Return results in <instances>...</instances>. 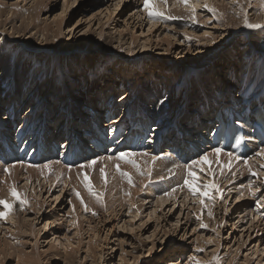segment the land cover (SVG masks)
Instances as JSON below:
<instances>
[{
    "label": "rangeland",
    "instance_id": "rangeland-1",
    "mask_svg": "<svg viewBox=\"0 0 264 264\" xmlns=\"http://www.w3.org/2000/svg\"><path fill=\"white\" fill-rule=\"evenodd\" d=\"M25 1L28 0H0L2 5L5 3L8 6L11 4H16L17 9L19 10L18 13L22 15V19L14 18L12 16L13 14L10 13V7L6 8L7 19H13V21L6 28H2L0 25V36L13 42H6L5 44L2 42V44H0V69L4 64H6L4 60L5 56L2 54V51H6L8 53L14 49H18L19 47L17 43L18 41L15 43L14 40L17 38V36H12L13 30H20L21 27L24 26L22 25L23 21L25 23H30L32 26L33 22L31 16L28 15V9L32 6V4L36 5V3L40 0H32L31 2ZM67 1L68 0H49L46 3L41 4L39 6V12L34 19L35 29L50 26L54 31L58 32V34L62 36V47L64 48L65 46L67 47L69 45L68 42L77 43L78 39L82 37H91L95 40H99L101 38L99 42L103 41L102 39H104L105 43L107 42V44H109V47L123 45L124 48H128L125 43L133 41L135 45L134 47L137 48L133 51L134 56L135 53H137L136 56L140 55L148 60H154V62H156L158 65H160V59L165 61L168 57H171V59H168H170V62L173 63L172 68L174 70L162 65L164 72L176 74L175 78L170 76L167 77L165 81V86L168 85L165 89L167 91L165 96L169 98V102L167 103L172 101V97H168L171 83L176 81L175 85L180 86L183 80L182 78L187 76V74H185V72L182 70L185 68V66H188L186 61L189 62L188 60L196 57L197 52H203V48L201 49V47L208 44L207 38H221L222 41L224 40V34L222 33L225 31V28L223 26H219V19L217 16H211L210 18V15L208 14L209 11L207 12L205 9V5H207L209 8L212 7V4L209 5V0H190L188 6H185L184 4L182 6V2L181 4L179 3L180 0H166V3L164 2L165 0H157L156 4L158 5H155V7L159 11L163 9L161 12H164V14L170 12L165 16L173 17L174 14L177 13L178 15H175V17L178 18L180 16L178 18L180 23H174V19H168V24H163V21L167 19H159L158 17V19H156L159 20L158 24L152 27L153 30L151 29V31L150 25H148V23L154 24L155 22L150 21L147 18V13L145 11V13L143 12V0H133V3H130L131 0L128 2L126 1L125 3V0H80V2L70 0L69 3H67ZM22 2L29 4L26 5ZM121 2L124 3V5H121ZM163 3L166 5H163ZM218 3L220 4V1ZM257 3L258 0H254L255 8H258ZM116 4H120V7H115ZM107 7H110V11L112 12L110 13L109 11V13L112 14L110 19L107 14V9H105ZM174 10H176L175 13L173 12ZM193 10L196 15L194 20L192 18ZM178 11L182 16L184 12H187L191 18H189L190 16L186 18V15L184 19H180L181 15ZM196 11L199 12L197 13ZM137 13H141V16L136 15ZM255 13H253V15H255ZM197 18L201 23L197 21ZM207 18H209L210 21ZM7 19L6 17L4 19H0V22H4ZM61 19L64 23H61V26L58 27L55 22L60 21ZM98 19L103 20L101 24L99 23ZM208 23L209 25H207ZM3 29H5V31ZM35 29H31L33 34L36 32H33ZM205 33H207V35ZM30 36L32 35H29L27 38H30ZM188 36H192L191 38L193 39H189ZM164 38L169 40L171 39V42H175V48H173V50H171L169 45H163L161 40ZM20 39L22 41L23 37ZM188 40V44L190 45L189 47H191V53L187 52L185 48V46H187L185 44ZM198 40L201 42L200 46L199 43H197ZM233 40L234 39H231L229 42L221 46L217 53H215L210 59L204 60L198 65L197 68H205L207 71H211V68L215 66L222 67V62L225 61H227L225 65L227 66L228 60H232V57L240 58L239 54H241V56L243 54V57H249L250 50H243L246 48L245 45H247V42L245 44L240 42L241 44L239 43V47L237 48V44L232 45ZM146 43L147 51L142 52L143 46ZM198 46L199 49H197ZM20 47L19 56H22L23 54L26 55L27 53L44 55V48L38 50L35 47H31V45L26 48L22 47V44ZM21 49L24 51L21 52ZM83 49L84 46H82L81 50L76 51L79 53H66L65 56H52L45 59L55 64H59V61L69 59L72 62L74 69L71 73L68 72L67 75L80 77V75H84V73H82L83 70L77 71L75 66L89 68L90 65L95 67V64L98 63L85 61V58H82L83 56H94L95 58H97V56L104 57L108 55L109 52L107 51L106 53V50H104L102 54H99L98 49H87L85 53H83ZM239 50H241V53ZM169 51L170 54H168ZM127 52L128 49L124 53L127 54ZM186 52L188 53L187 59L183 56ZM13 57L14 55L10 57L8 61V66H11V69H6L7 84L5 82L4 85H1V87L4 86L6 89H9L7 91L9 94L14 90H17L16 92L18 93L23 92L24 90L23 96H25V93L27 92L25 90H28L30 91V96L34 94V100H30V102L27 101V99L21 101L23 96H20L18 93H14V95L12 93V95L3 93L5 96H13V98H11L12 100L10 99L9 101L8 98L5 100L11 102L12 105L8 104L7 108H5L3 103L0 104V111H3V114L5 110H7L5 112L6 114L8 111H11L17 107L21 109L19 110V115L23 113V110L26 113L33 108L37 97L39 98V102H44L47 99L48 103L50 101L51 104L54 103L52 99H54V101L61 100L59 97H57L56 93L58 88L62 89L61 86L56 88L57 83H54L53 87L55 88L52 86L50 87L49 83L51 80L49 79H34V83L36 82V85L34 86L35 89L32 90L30 88L29 78H32L34 75L32 73L33 64L29 61V56L22 58L18 56H15L14 58ZM103 62L104 68H107L103 72L104 82L113 77L111 75L113 73H121L119 74V77L122 76L124 80L130 77L125 76V73H123L120 68H123L129 74L137 71L140 74L142 71H145V74L143 73L139 77L137 75H131L136 81L139 80V78H143L138 81V84H128L127 86H129L131 89H134L133 86H141V88L144 86L142 90L145 91L148 88V85L156 84L158 81H153L152 83L148 82L149 84L146 83L152 74L150 72L151 70L163 74V70H159L157 65L152 66L144 64L143 60L140 61L142 65L144 64L142 66L143 70L137 67L134 68V66H132V61L131 63L125 61L128 64L118 67L120 61L112 59V57L106 61L104 60ZM14 64H20V66L24 67L25 70L27 68L26 71H28V68H30L32 74L30 75L29 73L27 77V74L25 73L28 72H25V70H13L16 67ZM261 67H264V64H262ZM229 69L230 68L225 70V75L228 74ZM95 72L93 73L91 71L89 74H95V77H98V74H102L98 69L97 72ZM221 74L224 75L223 71ZM146 77L148 79H146ZM114 78H116V75ZM66 80L68 79L66 78ZM70 81L72 82L73 79H69L67 81V89L69 88L70 93H72L73 90L74 92L72 97L68 98L76 99V94H74L77 90L76 86H82V82L79 83L80 80H77L75 83L73 82V84L68 83ZM130 81L133 82L132 80ZM183 81H185V79ZM162 82H164L163 78L160 79V83ZM241 91V93H243V89ZM96 92H99L98 89L94 90L89 98L94 100L96 97ZM195 93L198 94L199 90L196 89ZM231 93L232 91H229L227 95L231 96ZM262 93H264V91ZM142 94L143 92L141 95ZM107 95H105L103 98L105 99ZM178 95V100L176 101L179 103L182 102L183 105V93H178ZM18 98H20L21 105H16L19 101ZM143 98L148 99L149 97L144 95ZM154 99H156L155 102H157V100L159 102L160 96H156ZM191 100L193 99L191 98ZM41 111H44V108H42ZM39 112L40 110L37 109L36 113L38 114ZM50 112L52 113V111ZM18 117L19 116H17L15 120H17ZM60 117L61 116H59V118ZM161 154L165 155L166 152H161ZM152 157L153 156H151V158ZM135 158L141 157L131 156L126 159L135 160ZM93 160L96 161L93 166L78 167L77 171H73L67 177L62 178V182L64 185H66L68 190L67 192L64 191L62 193V196H60L58 201L55 200V198L58 196V193L56 194L58 191L57 189L52 187L53 193H47L49 191L47 190L49 185L47 188L42 190L43 198H38L33 193V187L28 185L29 189L22 190L25 188V183L21 182V180L20 182L18 181L19 183H16V190L22 192L23 198L29 202V206L25 207V209L21 211L19 205L14 204L12 214L8 217V219L0 220V264H16L18 257L24 258L30 256L36 260L37 264H157V262H160L161 264H169V260L177 259L175 257L173 259V252L176 250L182 251L179 261L180 264H197V261L199 264H264V201L262 200L264 199V177L259 176V174H262V172H256L255 176L249 175L248 177L243 175V177H241V171L235 173L230 172V169H228L224 172L225 174L223 173L221 175L222 172L220 171L217 174L215 172V167H213L211 170L214 171L213 173H215V176H210L206 175L208 174V170H205L206 173L202 175L200 169L201 167L205 166L204 164L201 166L196 165L193 167V169L197 170L195 172L199 178V182L201 184H207L209 181H212L220 189L219 193L213 190L211 193L212 199L204 198V204H201L200 199L194 198L192 194L188 192L189 190L186 186L180 187L182 180H179V183L176 186H170V189H159L158 186H161L162 182H164L163 177L168 175L166 171H163L162 175L156 176L153 174L155 176L153 183H151V180H147L146 177L143 179V181H141V178L138 174L140 165L137 163V161H135V163L138 165V167H133V165L126 162V160H114L108 164L105 162L101 163L98 161V158ZM152 160L154 159L152 158ZM90 162L91 161L86 162L84 165H89ZM117 164H119V171H117ZM0 168L2 170V174H0V183H2V181L5 180V176L3 177V175L5 173L4 169L7 168V166ZM102 168L104 169V174L106 173V178L101 176L100 170ZM170 169H175V167ZM187 171L188 169L185 171L186 174L184 175V178L187 175ZM121 173H128L131 176L132 183L130 184L128 182V178L121 175ZM85 176L88 177V181L84 180ZM98 176H101L105 180H102V178ZM259 179L261 180V183H258L260 182L257 181ZM100 180H102V182L104 181L103 183L105 184L107 183L106 185L111 184L116 186V188L111 190V188L114 186H108L110 189L107 190V186L103 183H100ZM88 182L91 183L92 189L95 193H101L100 201L103 200L102 205H106L105 207L101 206V202H96V197L91 195L88 189L87 191L85 190V185ZM99 184H101V186ZM257 184L263 186V188L261 187L262 189H260ZM3 185H0V199L12 202L10 191H7ZM132 188L136 190H133ZM171 188L177 189L171 195L174 198L167 195V193L172 190ZM105 189L107 191H105ZM114 189H117V192ZM203 190L204 189L202 188L201 191ZM85 191L86 193L88 192L86 196L84 194ZM76 193H79L82 199H86V201L84 199L83 201L88 207L95 206L96 215L90 213L89 216L93 215V227H96V234L99 232V238L96 237V240L94 239L93 243L91 244V246H93L92 248L87 247L90 240L88 237L89 234H87L89 229L88 226L83 225L81 230L82 235H77V227L73 225L74 219L71 214L73 207L84 211V206L80 203V199L77 198ZM106 193H110V195H106ZM124 193L126 196L128 195V198L126 197L125 199ZM122 195L124 196L123 200ZM237 196H240V198ZM118 197H121V200ZM90 198H93V201H91ZM142 198L146 200L142 201ZM105 199L107 202H104ZM111 199L112 202L114 201L113 203L110 201ZM128 199L129 201H127ZM163 200H165V202L162 205H159ZM115 201L117 202L115 203ZM120 201H123L125 204L127 202V204L125 205ZM154 202L156 204H154ZM97 203H99L101 207ZM112 205H115L116 207H113ZM122 205L126 208H123ZM111 206L114 210L111 208ZM130 206H132V208ZM159 206H161V208ZM138 207H140V211H137L139 209H135ZM0 210H2V207H0ZM129 210L130 212H127ZM132 210L134 212H132ZM209 211L212 213L211 216L208 215ZM258 211L259 214L257 215L256 213ZM53 213H55V215ZM127 217L131 218V220H129ZM197 217H199V219H197ZM47 218H50V221L53 222V225L50 226V222L46 221ZM132 218L135 221H133ZM100 221L103 222L100 223ZM201 224L207 225V228L202 227ZM45 225L47 226L45 227ZM198 249H203V251H198ZM66 253H68L67 258L65 256Z\"/></svg>",
    "mask_w": 264,
    "mask_h": 264
},
{
    "label": "bare ground",
    "instance_id": "bare-ground-1",
    "mask_svg": "<svg viewBox=\"0 0 264 264\" xmlns=\"http://www.w3.org/2000/svg\"><path fill=\"white\" fill-rule=\"evenodd\" d=\"M29 1L31 2L32 0H28L25 2H29ZM47 1L40 0L36 3V5L32 4V6L28 9V13H29L28 15L31 16L33 22L32 26L30 23H25L23 21L22 25L24 26H22L20 30L17 29L13 30L12 36L13 37L17 36L18 38V39L16 38L17 40L14 39L15 43L16 41H18L17 42L19 46L18 49H14L8 53L6 51H2V54L5 56L4 60L6 64H4L0 69V104L3 103L5 105V108H7V105L11 104V102H9L10 99L13 98V96L10 97L3 95V93L9 94V92H7L9 89H6L4 86L1 87V85H4L5 82L7 84L6 69L11 67L8 66V61L10 57H12L13 55L14 57L18 56L20 58L29 56L28 59L33 64L32 73L34 75L32 78H29L30 88L32 90L35 89L34 86L36 85V82L34 83V79H39V78H41L42 80L44 78L49 79L51 80L49 83L50 87L51 86L53 87L54 83H57L56 88L61 86L62 89L58 88L56 90L57 97H59L61 100L54 101V99H52L54 103L51 104L50 101L48 103L47 99L44 102L41 101L39 102V98L37 97L33 108L26 113L23 110V113L20 112L21 115H19V110L21 109L18 107L12 109L11 111H8L6 114L5 112L7 110H5L4 114L3 111H0V131H1L0 167L4 168L5 166H7L8 168L9 165H15V167L10 168L8 172L4 173L3 177L5 176V180L2 181V183H0V185L4 184L3 187L7 191H10V188L13 185H15L16 187V183L18 181L20 182L21 180V182L25 183V188H23L22 190L29 189L28 188L29 185L30 187H33V193L35 194V196L40 198L42 197V190L44 188H47V186L49 185V188H47V190L49 191L47 193L48 194L53 193L52 187L54 189H57L58 191L56 192V194L58 193V196L55 198V200L58 201L60 196H62V193L64 191L67 192L68 190L66 185H64L62 182V178L67 177L73 171H77L78 167H81V165H84L86 162L92 161L95 158H98V161H100L101 163L105 162L106 164H108L116 159L109 160V159H105V157H109V156L114 157L116 155H119L121 151L129 152V153H147V155H135L141 158H135V160L132 159L133 161H137V163L140 165L139 166L140 170L138 174L139 177L141 178V181H143V179L146 177L147 180H151V183H153L155 175L156 176L162 175L163 171L164 172L166 171L168 175H165L163 177L164 182H162L161 186H158L159 189L161 188L170 189V186L172 187H174V185L176 186L179 183V180H183L184 175L186 174L185 171L187 168L185 167V165L192 164L193 160H199L202 156L206 154L208 155V162H201V164H198L199 166L203 164L205 165L204 167H202L204 169V171L201 172L202 175L206 173L205 170H209V167H211V169L215 167L216 169L215 172L218 174L221 171L222 172L221 175L225 171L230 169V172H235V173L241 171L240 173L242 174L241 177H243V175L249 177V175L253 176L249 172V169H251V172L254 173L262 172V174H259V176L264 177V152H261V149H264V141L261 142L260 144L261 147L259 149L256 148V145L258 143V138L260 137H255V139H253L252 146L249 143L250 147L249 149H247V151L244 154L238 153L236 150L224 149L221 145H218L217 140L214 138L217 134L222 132H235L236 130H234V127L241 126L242 124L241 122L249 118L256 120V117H261L262 121L264 122V94L262 93L264 91V67H261V65L264 64V28L255 29L254 31V29L245 26V19H247L248 22L253 24L264 25V3H262V0H258L257 3L258 8L254 7V0H222V1L209 0V5L212 4V7L211 6L210 7L215 9V13L208 12L207 10V8H209L208 6L205 7V9L210 15V18L211 16H217L219 19V26H223L225 28V31L222 33L224 34V40L222 41L221 38L220 39L207 38L208 44L201 47V49L203 48V52L201 51L197 52L196 57H193L191 58V60H188L189 62L186 61V64L188 66H185V68H183L182 70L185 72V74H187V76L185 78H182L183 80L185 79V81L182 80L180 86L175 85L176 81L171 83V86L169 88L170 93L168 94V97H172L171 99L172 101L170 103H167L169 102L168 100L169 98L165 96V93L167 92L165 89L168 86V85L165 86V81L167 77L170 76L175 78L176 74H170V72H164L163 70L164 68L162 67V65L164 67L165 66L169 67L171 70H174L172 68L173 63L170 62L171 57H168L170 59L167 58V60L169 61L167 60L163 61L162 59H160L161 60L160 65H158L156 62H154V60H148L140 55L136 56L137 53H135L134 56L133 51L136 50L137 48L134 47L135 45L133 41L132 42L129 41V43L128 42L125 43V45H127L128 48L127 47L124 48L123 45L109 47V44H107V42L105 43L104 39H102L103 41L99 42L101 38L99 40H95L94 38L91 37L88 38L82 37L78 39L77 43L68 42L69 45L67 47L65 46L64 48L62 47L63 44L62 36H60L58 32L54 31L50 26L42 27L40 29H35L34 19L39 12V6L41 4L46 3ZM69 1L70 0H68L67 3H69ZM78 1L80 2V0H75V2ZM126 1L128 2L129 0H125L124 3ZM219 1L220 4L218 3ZM124 3L121 2V5H124ZM130 3H133V0H131ZM179 3L181 4L180 1ZM25 4L28 5L29 3L28 4L25 3ZM163 5L166 4L163 3ZM7 7H10L11 9L10 13L13 14L12 16L14 18L22 19V15L18 13L19 10L17 9L16 4H11L10 6H8L6 3L4 5L0 3V19H4L5 17L7 19V15H6ZM115 7L119 8L120 4H116ZM105 9H107V14L110 19V17L112 16V14H110L112 13L110 11V7H107ZM161 11H163V9ZM173 12L175 13L176 10H174ZM169 13L170 12H167L165 15ZM253 13H255V15H253ZM136 15L141 16V13H137ZM175 15L177 16L178 14L175 13L174 17ZM186 15H187L186 18L190 16L187 12H184L183 16L181 15L180 19H184ZM147 18L149 19L148 15ZM178 18L175 17L173 22L180 23ZM189 18H191V16ZM156 19L158 18L149 19L150 21L155 22L154 24L148 23V25H150V31L152 27L158 24L159 20ZM199 19L197 18L198 22H200ZM207 19L209 20V18ZM98 20L100 24L103 21L102 19H98ZM12 21L13 19L11 20L7 19L4 22H0V25L2 28H6L8 25L11 24ZM168 22H169L168 19L164 20L163 24H168ZM61 23L62 24L64 23L62 19L60 21L55 22V24L58 27L61 26ZM207 25H209V23ZM31 29H35L33 32L35 31L36 32L33 34L31 32L32 31ZM3 30L5 31V29ZM29 35L32 36H30V38H27ZM22 37L23 40L21 41L20 38ZM167 37H171V36H167ZM188 37L190 39L192 36L191 37L188 36ZM231 39H234L232 45L237 44L236 45L237 48L239 47L238 45L240 42H243L242 44H245L247 42V45H245L246 48H244L243 50H250V54H249L250 56L248 57L244 55L247 57L246 58L243 57V54L242 56L241 54H239L240 58L232 57L233 58L232 60L230 59L228 60L227 66H225L227 62L225 61L222 62V67L215 66L211 68V71H207L205 68L202 69L197 68L199 64H201L204 60L210 59L215 53H217L220 50L221 46L229 42ZM168 40L169 39L164 38L161 40V42L163 43L164 46L169 45L171 47V50H173V48H175L174 47L175 42H171V39L168 42ZM2 42L5 44L6 42L12 43L13 41L6 40L0 36V44H2ZM188 42L189 40L186 42L185 45L187 46H185V48L187 52L191 53L190 52L191 47H189L190 45L188 44ZM197 43H199L200 46L201 42L199 40ZM21 44L22 47H26V48L29 45H31V47L37 48L38 50L44 48L43 50L44 55L27 53L26 55L23 54L22 56H19V51H20L19 49L21 48L20 47ZM82 46H84L83 53H85L87 49H98L99 54H102L104 50H106V53L107 51L109 52L108 55L104 57L97 56V58H95L94 56H83L82 58H85V61H90L92 63L98 62V63L95 64V67H93V65H90L89 68L75 66L77 71L83 70L82 73H84V75H80V77L67 75L68 72L71 73L74 69L72 66V62L69 59L59 61L58 62L59 64H55L45 59L47 57H52V56H57V57L65 56L66 53H71V54L79 53L76 51L81 50ZM199 46L197 47V49H199ZM127 49L128 52L127 54H125L124 52L127 51ZM23 51L24 50H22L21 52ZM146 51H147V43L144 44L142 52H146ZM239 51L241 53V50ZM187 52L183 55L184 57H186V59L188 56ZM168 54H170V51L168 52ZM111 57L112 59L120 61L118 67L123 66L124 64L131 63V61L133 62L132 66H134V68L137 67L140 68L141 70H143L142 66L144 64H148L152 66L157 65L159 70H163L164 76L160 72L151 70L150 71L152 73L150 76L151 78L149 77L148 79L146 77V79H148L146 83L148 82L152 83L153 81H158V82L156 84L148 85L147 86L148 88L145 91L142 90L144 86L142 88L141 86H133L134 89H131L129 86H127L128 84L129 85H133L135 83L138 84V81L140 79H143V78H139V80L136 81L134 80L135 78H133V76L131 75H135V76L137 75L139 77L141 74L143 73L145 74V71H142V73L140 74L138 71L129 74L123 68H120V70L123 73H125L124 74L125 76H130V77L124 80L122 76L119 77V74L121 73L118 74L113 73L111 74L113 77L109 78L106 82H104L103 72L107 68H104L103 61L104 60L106 61ZM123 60L127 61L128 63ZM142 60L144 61L143 65L140 63V61ZM14 65L16 67L13 70H17V71L18 69L23 71L25 70L24 67L20 66V64L18 65L14 64ZM228 68L230 69L228 70V74H227L228 76H227L224 73L225 70H227ZM97 69L100 70V73H102V74H98L99 78L95 77L94 76L95 74L94 75L89 74L91 73V71L93 73L95 71L97 72ZM26 70L25 72L28 73L25 74H27L28 77L29 73L30 75L32 74L31 69L28 68V71ZM222 71L224 75L221 74ZM115 75L116 78H114ZM66 78L68 80L73 79L72 82L70 81L68 83L73 84V82L75 83L77 80H80L79 83L82 82L81 84L82 86L80 87L76 86L77 90L74 93L76 94L75 96L76 99L68 98V97H72L74 90L72 93H70L69 88L67 89L68 80H66ZM162 78L164 79V82L160 83V79ZM130 80H132L133 82H131ZM107 83L110 85H108ZM96 89H98L99 92L98 93L96 92V97L93 100L89 97L92 94V92ZM196 89L199 90L198 94L195 93ZM242 89H243V93H241ZM14 91L11 92L13 95L14 93H18L16 92L17 90ZM25 91H27L25 93V96H23L24 90L23 92L18 93L20 96L21 95L23 96L21 101L25 99H27V101L29 102L30 100H34V94L30 96L29 95L30 91L28 90ZM229 91H232L231 96L227 95ZM142 92L143 94L141 95ZM178 93H183V97H182V101L184 102L183 105L182 102L179 103L178 101H176L178 100V96H179ZM2 95L3 97L1 98ZM105 95H107V97L105 98V100H103V97ZM144 95H147L149 98L148 99L143 98ZM156 96H160L159 102L158 100L157 102H155L156 99L154 98H156ZM7 98L9 99V101H5L7 100ZM191 98L193 100H191ZM18 99L19 101L17 102V104L16 103L15 104L21 105L20 98ZM106 99L108 103H105ZM253 99L255 100L256 108H258L257 104L259 105V110L257 112H254L252 109L249 108V104ZM92 102L94 103L96 102V103L94 104ZM100 102L103 103L102 105H100V108L103 109L102 111L104 112V115L103 113H99V110L96 106ZM240 106H244L243 120H238L234 122L235 121L234 113L240 109ZM42 108H44V111H41ZM37 109L40 110L39 112L40 114L38 113L39 115L36 113ZM91 110L96 115L94 118L90 117L88 119L86 118V116L89 115ZM50 111H52V113ZM17 116L19 117L17 120H15ZM59 116H61L60 117L61 119L59 118ZM8 118L14 120V122H19L20 128L23 129L22 140L20 139V133L16 132L13 124H11V122L7 124ZM148 119L151 123L150 124L148 123L149 125L147 127H144L141 124V121ZM138 120L140 121V123L137 122ZM171 130L172 132L169 133ZM133 133H138L139 135L137 138L139 148L135 150H130L127 147V145ZM165 133H166V137H165ZM112 142L115 143L112 144ZM212 142H214L215 144H211ZM103 144H105V146H102ZM143 144H146L145 146L146 148L141 147ZM238 144L241 143L238 142ZM55 145L57 149L54 150L53 152L51 147ZM77 145L81 154L72 158L73 163H70L66 159L65 155L72 146H77ZM217 147L223 150L218 158L214 154V149ZM144 148L146 149V151ZM115 150H117L116 153L114 152ZM161 152L164 153L166 152V154L165 155L161 154ZM228 152H232L234 156L240 157V159L230 161V158L227 156ZM151 156H153L152 158L154 160H152ZM229 163L231 164L230 167H224ZM43 165H48L49 167L45 168L43 167ZM177 165H180V167H177ZM195 166L196 165H193V167ZM172 167H175L174 173L169 171V169ZM193 171H197V170L193 169ZM0 174H2L1 168H0ZM105 174L104 176L102 175L101 176L106 178ZM104 178H102V180ZM102 180H100V183L104 182V181L102 182ZM257 181H260L258 183H261L260 179ZM99 185L101 186V184ZM106 186L108 190L110 189L111 186L114 185L108 184ZM108 186L110 187L108 188ZM257 186L260 189L263 188V186L259 184H257ZM113 188H116V186L112 187L111 190ZM178 189H179V185H178ZM85 190L87 191V188ZM107 190L105 189V191ZM86 191L84 193L85 196L88 193V192L86 193ZM17 192L22 194V192L20 191ZM106 195H110V193L109 194L106 193ZM124 196L126 199L128 195L126 196L124 193ZM124 196L122 195V200L124 199ZM237 197L240 198V196ZM90 199L91 201H93V198ZM84 200L86 201V199ZM143 200L146 199L142 198V201ZM262 200L264 201V199ZM110 201L112 202V199ZM117 201H115V203ZM127 201H129V199ZM104 202H107V200L105 199ZM164 202L165 200L160 202L161 204L159 203L158 204L162 205ZM88 204L91 205L90 203ZM100 204L101 206H103L102 205L103 203ZM154 204L156 203L154 202ZM112 206L111 208L113 209L114 206L113 207ZM130 207L132 208V206ZM140 207L135 209H139L137 211H140ZM159 207L161 208V206ZM88 209L89 211L85 212V210L81 211L78 210V208L73 207L71 214L74 219L73 225L77 227V232H76L77 235H82L81 230L83 225L88 226L89 229L87 234H89L88 237L90 240L87 247L92 248L93 246H91V244L93 243L94 239L96 240V237L99 238L98 235L99 232L98 234H96L97 232L96 227H93L94 224L93 215L89 216L90 213L95 212V206H89ZM127 212H130V210ZM132 212L134 211L132 210ZM136 213H131V214H136ZM53 214L55 215V213ZM256 214L258 215L259 211ZM128 219L131 220V218ZM132 220L135 221L133 218ZM46 221L50 222L49 223L50 226L53 225V222L50 221V218H47ZM102 222L103 221H100V223ZM46 226L47 225H45V227ZM173 255H174L173 259L174 257L177 259L169 260L170 261L169 264H180L179 261L182 255V251L176 250L173 252ZM65 256L67 258L68 253H66ZM16 264H37V262L31 256L24 258L18 257L16 260ZM157 264H161V263L157 262Z\"/></svg>",
    "mask_w": 264,
    "mask_h": 264
},
{
    "label": "snow or ice",
    "instance_id": "snow-or-ice-1",
    "mask_svg": "<svg viewBox=\"0 0 264 264\" xmlns=\"http://www.w3.org/2000/svg\"><path fill=\"white\" fill-rule=\"evenodd\" d=\"M157 0H143V11H145L149 17V19H155V18H163V19H174L175 17L172 16H165L164 13H162L161 11H159L156 7ZM166 2V0H165ZM180 2H182L185 6H188L190 3V0H180ZM262 3H264V0H262ZM205 7H207V5H205ZM209 12H213L215 13V9L213 8H208L207 9ZM193 20L195 19V12L193 10ZM245 26L251 29H260V28H264V25L261 24H253L247 21V19H245ZM207 35V33H205ZM223 150L219 147L214 149V154L216 155V157L218 158L221 154ZM261 152H264V149H261ZM135 155H147V153H129V152H124L121 151L119 156H109V157H105V159H116L118 161L120 160H126V162L131 163L133 165V167H138V165L135 163V161L133 160H127L126 158L131 157V156H135ZM227 156L230 158L231 160H236V159H240V157H236L233 155L232 152H228ZM201 162H208V155H204L202 156L199 160H193L192 164H187L185 165V167L188 169L187 171V175L186 177L182 180L180 187H187L189 192L192 194V196L194 198H199L200 199V203L204 204V198H208V199H212L211 193L213 190H215L217 193L220 192L219 187L212 181H209L207 184H201L199 182V178L197 177V174L195 171H193V165H198L201 164ZM96 161L93 160L90 162L89 165H81V167H89L92 164H95ZM35 166V165H34ZM231 164L229 163L228 165H225L224 167H230ZM15 167V165H9L8 168H5L4 171L8 172L10 168ZM43 167L47 168L49 167L48 165H43ZM117 171H119V164H117ZM177 167H180V165H177ZM101 175L104 176V169L102 168L101 170ZM170 172L174 173V169H170ZM201 172L204 171V169L201 167L200 169ZM249 172L251 175L255 176L256 173L251 172V169H249ZM121 175L125 176L128 178V182L131 184L132 183V179L131 176L128 173H121ZM208 175L210 176H215V173L212 172L211 167H209L208 170ZM85 181H88V177L85 176L84 177ZM86 188L88 189L89 193L93 196L96 197L98 202L100 201V194H97L93 191L91 183L88 182L86 183ZM204 189L203 191H201V189ZM177 189L173 188L169 193H167V195L171 196L172 193H174ZM10 196L12 197V202H9L7 200H3L0 199V207H2V210H0V220H7L8 217L12 214L13 211V207L14 204H18L20 207V210L23 211L25 209V207L29 206V202L23 198V195L19 192H17L15 185H13L10 188ZM76 196L78 199H80V203L84 206V210L85 212H88L89 209L87 207L86 204H84L83 199L80 197L79 193H76ZM259 206V205H257ZM93 215H96L95 212L92 213ZM208 215L211 216L212 213L211 211L208 212ZM197 219H199V217H197ZM202 227L207 228V225L205 224H201ZM198 251H203V249H198ZM218 259V258H217ZM197 264H199V262L197 261Z\"/></svg>",
    "mask_w": 264,
    "mask_h": 264
}]
</instances>
